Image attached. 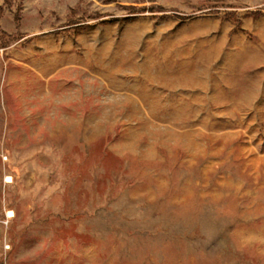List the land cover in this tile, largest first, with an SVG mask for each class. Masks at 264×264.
Returning <instances> with one entry per match:
<instances>
[{
    "label": "rangeland",
    "instance_id": "obj_1",
    "mask_svg": "<svg viewBox=\"0 0 264 264\" xmlns=\"http://www.w3.org/2000/svg\"><path fill=\"white\" fill-rule=\"evenodd\" d=\"M0 264H264V0H0Z\"/></svg>",
    "mask_w": 264,
    "mask_h": 264
},
{
    "label": "bare ground",
    "instance_id": "obj_2",
    "mask_svg": "<svg viewBox=\"0 0 264 264\" xmlns=\"http://www.w3.org/2000/svg\"><path fill=\"white\" fill-rule=\"evenodd\" d=\"M8 216L11 217V214H9Z\"/></svg>",
    "mask_w": 264,
    "mask_h": 264
}]
</instances>
